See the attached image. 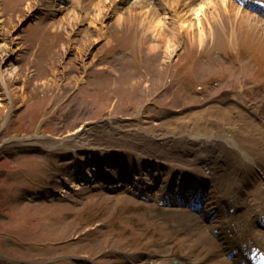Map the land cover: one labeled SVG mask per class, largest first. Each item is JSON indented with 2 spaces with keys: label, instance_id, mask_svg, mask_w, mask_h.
I'll use <instances>...</instances> for the list:
<instances>
[{
  "label": "rangeland",
  "instance_id": "1",
  "mask_svg": "<svg viewBox=\"0 0 264 264\" xmlns=\"http://www.w3.org/2000/svg\"><path fill=\"white\" fill-rule=\"evenodd\" d=\"M27 1L0 0L4 20L0 41L12 45L4 60L0 59V70L18 67L14 77L5 75L8 87L14 90L15 106L9 115L0 109V127L4 125L0 131V264H201L206 257L211 264H221L219 243L211 237L206 242L198 240L196 216L156 203L159 185L168 186L170 177L181 180L189 176L187 170H204L200 168L202 151L193 144L190 130H182L186 125L181 123L179 130L172 131L169 124L191 115L197 105L230 106L239 95L246 101H239L245 114L260 116L264 125V112L255 113L251 107L252 101L264 107V77L259 75L258 65L255 70L246 65L236 74V82L223 84L226 81L218 78L229 73L225 57L218 66H206L200 60L222 44L228 48L221 52L231 55L235 46L241 48L246 42L258 47V60L264 57V44L254 39V33L242 30L237 42L230 45L225 40L235 28H218L217 36L210 37L203 49L179 37L181 43L169 62L163 50L148 57L142 40L135 37L141 30H114L111 38L108 29V37L118 40L117 47L127 40L132 49L128 51L135 56L116 57L115 48L106 47L109 42L100 39L90 58L91 43L97 36L83 17L87 13L81 18L84 24L75 27L64 23L60 29L37 20L29 23ZM90 7L88 13L92 14ZM83 27L89 32L81 38L76 32ZM88 37L93 39L84 45ZM18 46L23 50L20 59L12 57ZM96 58L87 71L86 65L82 68V62ZM84 73L90 80L81 85ZM241 86L246 89L242 94ZM197 91L201 100L195 98L201 97ZM0 99L7 104L2 88ZM109 119L122 128H112ZM206 123L203 129L209 133L229 129L239 135L238 128H230L220 119ZM82 126L89 132L90 147L80 146L85 141L71 136ZM33 133L46 137L39 145L19 141ZM224 145L218 142L219 150L214 153L218 159L212 166L225 171L228 167L245 169L242 158ZM107 158L128 159L127 174H133L143 159H156L162 179L150 195L151 202L128 193L130 185L114 191L91 190L96 181L82 183L78 189L71 187L78 181L76 177L90 170L91 161L106 166ZM232 170L226 180L229 185L235 177L250 179V172L238 176Z\"/></svg>",
  "mask_w": 264,
  "mask_h": 264
},
{
  "label": "bare ground",
  "instance_id": "2",
  "mask_svg": "<svg viewBox=\"0 0 264 264\" xmlns=\"http://www.w3.org/2000/svg\"><path fill=\"white\" fill-rule=\"evenodd\" d=\"M39 1L40 0L27 1L25 8L29 13L27 21H33L31 18L34 17V13H36V10L38 9L37 4ZM66 1L67 4H64L62 0H51L49 5L50 14L56 15L58 13L61 15L53 20L47 21L46 24L53 25L60 29L66 24L69 27H75L76 24H78V26L83 25L84 23H82L81 18L85 13H87L83 17L88 21L89 25L94 26L95 35L97 36L96 39L88 37L87 40L83 42L85 45L90 43L92 39L94 40L91 43V48L93 49L92 52H90V58L93 57V54L96 51V47H93V45H96V42L100 39H103L105 42H109L106 47L112 46L115 48L116 52L122 53L121 57L132 58V56H135V54L126 53L128 50H132L131 48H128L129 45L127 40L125 41V45L123 47H117L118 45L116 43L118 40L114 41L111 39L113 37L114 30H126L127 33H130L132 30H141V33L136 34L135 37L142 40L143 47L147 48L146 54L148 57L153 58L156 54L163 50L165 58L168 59L169 62L170 58H172L173 54L177 51L178 43H181L179 37H186V40H188L193 47L198 45V48L203 49L210 37L217 36L219 32L217 30L218 28H235L232 29V32L229 34V38L225 40L230 43V45H234L237 42L239 35L243 34L242 30H248L251 33H254V39H256L259 43L264 44V10L257 9L255 12H252L241 7L232 0ZM90 6H92L95 10H93L92 14L88 13V10L91 8ZM3 22L4 20L0 17V33L2 31ZM22 29L23 28L21 27L19 28V30ZM108 29H110L111 38L107 35ZM237 29H240L241 32L237 31ZM88 32L89 31L83 27L76 33H80V37L82 38L86 36L85 34ZM13 38L15 37H12V39ZM222 45L223 46L218 48V50L223 51V49L228 48V46L224 44ZM9 48H12L11 42L8 40L0 41V59L4 60L6 57L5 54L7 53L6 51ZM234 48V55L236 59L242 62L243 55L238 48H236V46ZM16 49L18 50H14L12 53L13 56L18 58L23 50L20 49V46ZM82 52L84 51H81L80 53ZM97 60V58L96 60H90L92 61L91 63L88 61H85L84 63L82 62V68L86 65L85 68L87 71ZM200 60L207 64L206 66H218L219 57L217 52H213L207 56L201 55ZM17 68L18 67L16 66H12L10 68H6V71L3 69L0 70V86L3 89L5 99L8 100L7 104H3L0 99V109H2L6 115H9V112L11 111L10 108L15 106V99H13L14 90L11 87H8L5 75L8 77H14ZM242 70V63L237 67L229 66V73H227V75L220 74V79L221 81H226L223 82V84H227V81L233 82L236 79V74ZM6 72L8 74H6ZM258 73L260 76L264 77V59H262L258 65ZM86 77L87 74L84 73V77L81 79L86 80ZM240 90L242 94L243 90L246 89L241 86L239 91ZM236 98L245 103V101L241 99V96L238 95ZM230 102H232V100ZM251 116L245 114L239 101H235L230 106L207 105L202 108V106L197 105L196 111H193L191 115L189 114L185 117L180 116L174 120L172 119V123L169 124V127L172 128V131H177L179 130V124L182 123L186 125V127L182 130H190V138L194 141L201 139L200 134L209 138V140H207L208 154L202 152L200 158L202 163L201 166L203 168H210L212 166L211 164L218 159L213 153L217 150L219 140H221L220 142L226 144L224 145L225 150H229L228 152L238 155L246 163V168L238 169L236 171V175L239 176L243 172H250L253 178L248 180L250 181L248 185H251L253 188L249 189L250 194L246 195L245 200L241 201L240 204H235L234 202L229 201L227 205H225L229 206L226 214L230 216V219L227 222V226L224 228V230L226 229L228 232L220 230L219 218L217 217L212 218L209 221V225L213 229L218 230V232L228 235V237H230L229 243H236L243 251L249 250L254 255L259 254L264 256V253L259 252V249H250L251 247L256 246L261 247L264 251V231L255 228L256 224L258 225V228L260 227L264 229V125L260 123L259 119H256L253 115ZM217 119H220L225 124L229 125L230 128H238L239 135L235 136L234 133L231 135H208V132L203 129L208 124L206 122ZM111 126L112 128H122L121 125H115L113 121H111ZM143 128V130H145V127ZM153 133H156V131H153ZM82 134H85L87 138H80ZM88 135L89 132L85 131V128L82 126L74 131L71 136L76 137L78 141H85L82 144L80 143V146L90 147ZM41 137L42 136L37 134L30 136L28 138V144H36L40 142ZM186 138L188 139V137ZM118 170L119 166L116 165L114 167V171ZM230 172L231 170L229 168L227 171L223 170V173L227 174L223 178L224 180L229 179L228 177ZM138 173L140 177L143 178V172L140 170ZM88 176L93 175L88 173ZM91 179H93V177H91ZM148 180L149 183L153 182L151 177H149ZM78 181H84V178L80 176ZM222 184V190H228L229 184ZM244 184L245 183L243 181H239V177H235L234 186H231V188L242 194L244 189L247 188ZM75 185H77V189L78 184ZM231 208H234L235 210L233 214L230 213ZM248 208L251 209L249 217H246L245 213L235 216L237 213L242 212L245 209L248 210ZM248 219L253 220L255 223H251ZM206 222L207 219L205 217H203V219H194V223L200 231L198 240L202 242H206L210 237H212L211 229L207 224L208 222ZM202 260L204 261L201 264H211L208 257L203 258ZM133 264L138 263L133 262Z\"/></svg>",
  "mask_w": 264,
  "mask_h": 264
}]
</instances>
